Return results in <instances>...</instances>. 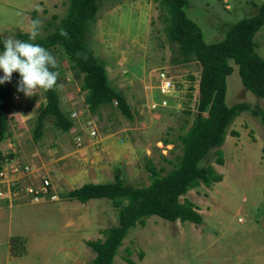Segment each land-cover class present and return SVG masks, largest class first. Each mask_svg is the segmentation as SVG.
<instances>
[{
  "label": "rangeland",
  "instance_id": "1",
  "mask_svg": "<svg viewBox=\"0 0 264 264\" xmlns=\"http://www.w3.org/2000/svg\"><path fill=\"white\" fill-rule=\"evenodd\" d=\"M100 1L88 42L104 63L110 85L125 96L132 118L115 101L90 111L83 77L74 76L64 47L48 50L59 69L60 106L73 126L62 131L48 119L36 141L45 92L25 96L15 89L7 106L9 137L0 149L3 167L14 170L18 186L48 175L58 198L0 202V264H92L95 252L87 240L103 239L101 230L118 223V210L108 198L82 203L65 194L85 183L112 181L116 174L126 183L147 185L172 170L182 154L179 136L190 128L197 110L199 63H175L177 47L165 32L159 0ZM263 1L188 0L185 11L211 43L224 38L233 23L254 15ZM68 5L69 0H0V38L19 39L33 21L36 37H42L66 15ZM255 41L264 57V27ZM232 65L226 103L247 102L252 109L264 110V97L247 89L238 65ZM200 163L211 164L223 176L180 197L197 206L202 221L151 215L145 225L129 231L113 264H264L262 116L252 111L237 116L225 142ZM24 165L34 172L24 173ZM12 238L19 255L11 253Z\"/></svg>",
  "mask_w": 264,
  "mask_h": 264
},
{
  "label": "trees",
  "instance_id": "2",
  "mask_svg": "<svg viewBox=\"0 0 264 264\" xmlns=\"http://www.w3.org/2000/svg\"><path fill=\"white\" fill-rule=\"evenodd\" d=\"M100 3V0H69L66 15L53 30L30 42L47 50L56 45L64 47L71 60L74 76L83 77L82 87L87 92L85 102L90 111L115 101L120 111L132 118L125 96L110 85L104 63L97 58L88 42ZM159 3L163 9L165 32L177 47L175 63L197 61L200 65L197 110L190 128L179 136L182 154L173 169L166 174L156 175L149 184L143 186L126 183L116 174L112 181L85 183L65 194L82 203L108 198L118 210V223L101 230L103 239L87 240L95 252L92 264H113L129 231L138 224L145 225V218L151 215L170 221L200 223L202 216L197 206L191 200H181L180 197L200 183L211 185L223 178L211 164L202 165L200 162L212 148L220 147L225 142L229 126L244 111L261 115L264 121L262 109H252L247 102L231 106L226 103V79L234 70L232 62L238 65L243 85L264 97V57L257 52L255 41L256 34L264 27V1L254 15L233 23L224 38L211 43L204 40L198 23L187 16L185 6L188 0H159ZM27 33L18 34V38L27 41ZM55 71L59 79L57 66ZM17 80L18 73L13 72L11 80L0 85V146L9 137L7 106ZM57 84L45 92L46 103L41 105L36 118V141L41 137L48 119L62 131H69L73 126L72 119L60 106ZM231 133L238 134L235 130H231ZM217 153V162L222 164V151L217 149ZM4 159L5 155L0 149V171ZM12 242L13 238L11 249L15 244ZM17 250L13 248L11 253L19 255Z\"/></svg>",
  "mask_w": 264,
  "mask_h": 264
},
{
  "label": "clouds",
  "instance_id": "3",
  "mask_svg": "<svg viewBox=\"0 0 264 264\" xmlns=\"http://www.w3.org/2000/svg\"><path fill=\"white\" fill-rule=\"evenodd\" d=\"M63 34V33H62ZM28 40L0 38V85L10 81L12 73H18L16 90L25 96L38 91L47 92L57 84V60L43 46L30 41L37 36L36 22L27 33Z\"/></svg>",
  "mask_w": 264,
  "mask_h": 264
},
{
  "label": "built area",
  "instance_id": "4",
  "mask_svg": "<svg viewBox=\"0 0 264 264\" xmlns=\"http://www.w3.org/2000/svg\"><path fill=\"white\" fill-rule=\"evenodd\" d=\"M159 77L163 79L162 77H164V75ZM169 85V81L167 84H163L166 88H168ZM95 133V131L91 132V134ZM21 170L26 174L34 172L29 165H24ZM13 171L14 170H8L5 167L0 171V184L4 186V188L0 189V202L4 201L6 204L9 202L13 203L20 199L25 202L27 200H55L58 198V192L48 175L40 177L37 181H30L22 187L23 185L18 186L19 178H13Z\"/></svg>",
  "mask_w": 264,
  "mask_h": 264
}]
</instances>
